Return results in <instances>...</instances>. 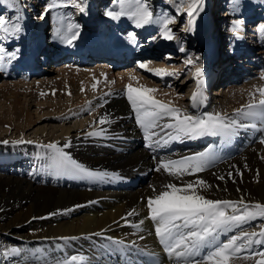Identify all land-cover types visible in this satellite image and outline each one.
<instances>
[{"label": "bare ground", "instance_id": "6f19581e", "mask_svg": "<svg viewBox=\"0 0 264 264\" xmlns=\"http://www.w3.org/2000/svg\"><path fill=\"white\" fill-rule=\"evenodd\" d=\"M213 3L214 1L210 3V7ZM115 6L119 7V3L114 5V9ZM252 10L249 8V13ZM89 18L85 19L90 23ZM109 20L113 19L109 18ZM113 21L116 25L131 22L134 28L131 33L135 37V42L131 40L132 37L116 39L111 36L108 39L109 44L99 37L97 43L93 44L94 41L88 35L82 34V37L74 40L77 42L74 47L62 38L59 43L55 42L60 46L58 52L65 53L71 50L78 55L85 47H90L100 48L106 55L108 52H114L115 56L117 52L126 51L128 55L135 56L137 37H145L155 29L158 31L150 39L158 40L161 37V28L157 24L137 28L127 16H121ZM89 23H85L86 27ZM61 28L59 30L63 35L66 31L63 33ZM210 28L218 30L217 26H213L209 21V14L206 13L205 16L198 13L194 18H190V32L195 30L194 33L198 38H200L198 36L200 30L207 32ZM163 40L166 42L165 39ZM209 40L213 43L212 38ZM257 42L260 45H257ZM257 42L256 46H264L263 38ZM63 43L65 45H62ZM187 44L188 48L193 50L199 48V45L196 47V43L191 39L187 40ZM220 49L218 50L221 52ZM242 50H246L242 53L247 55L252 52L247 49ZM44 52L46 55H42V60L45 61L46 56L51 60L50 50ZM34 54L35 52L32 51L28 60L21 62L25 66H20V69H25L29 63L34 65ZM238 55L232 56V59ZM86 56H83L81 61H85ZM97 57L105 59L103 56ZM1 60L0 62L4 61ZM243 60L250 61L248 58ZM41 64L44 65L45 62ZM113 64L115 63H111ZM111 65H100L95 70L84 73L85 77L92 78L96 87L104 89V97L98 102L97 115L80 121L74 127H66L59 134L54 133L55 131L46 134V130H40L44 132L35 134L33 139L25 135L26 127H20L15 123L10 125V128L17 132L18 137L26 139L24 137L26 136L28 139L20 145L0 143V233H4L5 237L15 241L19 246V251L13 255H4L5 252L0 249V264L27 262L148 264L149 256L157 258L159 264H177L175 257H170L164 246L160 244L155 234L156 223L150 219V210L147 206L148 199L165 190V185L169 183L183 186L187 182L202 179L210 187L198 188V191L208 199L238 201L243 198L250 205L264 204V143L259 140L264 139V119L259 115L244 116L238 111H246L250 103L259 105L261 96L255 98L254 94H259L258 90L264 89V80L259 79L256 83L236 88L229 86L232 83L228 76L226 82L223 81L227 83L229 80L226 90L217 92L220 90L218 89L215 95L226 99L235 95L229 108L218 107L207 111L203 103L192 107L195 112L194 117L197 118L219 115L226 121L236 120L237 128L234 135L205 136L197 139L183 137L181 140H171L170 135L173 130L163 128L162 125L172 120L170 117H165L159 121L161 127L153 129L158 135L153 136L152 146L149 147V141L137 123L135 112L127 99V85L139 87L137 78L132 79L127 76L131 70L126 73L118 72L115 75ZM58 73L68 72L66 68H62ZM15 86V83L0 84V98L8 99ZM152 88L157 89L154 94L156 99L176 108L183 106L177 101L178 94L175 88L169 91L153 85ZM255 111L259 113L261 109L258 107ZM2 114H0V125H4L9 117L7 110ZM26 117L29 128L34 124L33 117L31 113ZM103 117H107V120L104 124H100L99 121ZM253 124L256 127L240 126ZM92 132H102V135H89ZM38 135H42L43 138ZM2 138L6 139L5 135H0V141ZM163 139H168L169 143L165 145ZM48 144H56L87 169L108 175L94 178L70 169L59 168L52 159V150L42 147ZM201 152L210 154L211 163L206 170L195 175L175 177L168 175L163 169L156 171L164 161L179 160ZM69 209L71 211H65ZM133 211L135 214L129 215ZM52 213L57 214L52 215ZM261 225H264V218L258 217L240 226H234L228 231H222L217 237V242L226 243L232 236L242 231L259 232ZM73 236L77 239L68 241L59 239ZM260 249H264V243H254L239 255L257 259L256 253ZM206 251L207 249L202 250V256ZM202 256L195 259H201ZM72 257H76V261H72ZM254 262V259H239L234 260L233 264Z\"/></svg>", "mask_w": 264, "mask_h": 264}, {"label": "rangeland", "instance_id": "374dc122", "mask_svg": "<svg viewBox=\"0 0 264 264\" xmlns=\"http://www.w3.org/2000/svg\"><path fill=\"white\" fill-rule=\"evenodd\" d=\"M145 2L153 12L154 19L174 18L175 22L169 27L176 39L166 40V42L162 36L158 40L150 39L158 29H155L153 33H147L145 37H137L135 46L137 55H128L124 51L123 56L128 60L117 66L118 62L110 66L115 75L118 72L126 73L131 70L127 76L137 78L139 87L152 88L153 85L164 91L175 88L178 94L177 101L183 104L179 109L191 116L195 115L191 97L197 87L195 78L197 67L204 72L203 105L207 111L218 107L229 108L230 102L235 99V95H232L230 99L215 95L216 90L220 89L217 92H221L228 87L229 81L223 83L228 76L234 79H231L232 84L229 86H236V88L256 83L259 79L264 80V46L255 45L260 38L264 39V30H262L264 29V0H203V10L199 13L205 16L206 13L209 14V21L213 26H217L218 30L210 28L209 31L204 32L202 29L198 35L200 38L195 35V30L190 32V17L185 10L188 0H177V2L176 0H145ZM51 3L52 0H0V19L9 22L8 31L0 29V59L4 60L0 62V84L7 82L16 85L8 99L0 98V114L4 110H7L9 114L7 122L0 125V135L6 137L0 141L1 145H20L27 141L28 137L33 139L35 134L45 130L46 134L50 131L59 134L66 127H74L80 121L97 115L98 102L104 97V89L96 86L94 88L95 83L92 78L85 77V74L100 65L111 64L104 61L102 57H98L102 60L94 59L96 56L94 51L97 50L96 53L100 55L104 53L97 48L85 47L78 54L79 56L71 50L65 53L58 52L60 46L55 42L59 43L61 36L56 34L57 27L60 29L62 26L64 33L69 24L76 25L77 28L74 31L79 32L78 38L86 34L94 41V44L97 43L98 37L108 41L111 36L116 39H129L134 36L131 33L134 29L131 22L116 25L106 15L108 11H119L118 6L114 9V5L119 3V0H76L84 11L71 5L68 0H56V3L61 6L50 9L48 6ZM9 6H11L10 9ZM178 6L181 8L178 9ZM249 8L253 9L251 13ZM85 18H89L91 25ZM85 23H89V26L86 27ZM15 25L20 26L19 32L15 31ZM53 37L57 39L54 41ZM211 38L213 43H210ZM190 39L196 43V47L199 45L198 50L188 48L187 40ZM75 43L77 42L73 41L70 44L71 47H74ZM257 45L260 43L257 42ZM235 47L252 52L250 51L251 54L247 55L242 53L246 50L239 52L240 49H234ZM181 48L184 51H180ZM47 49L50 50L52 59L49 60V56H46L44 61L42 55ZM32 51L35 52L34 65L29 63L25 69H20V66H25L21 62L28 60ZM236 54L238 56L232 59V56ZM83 56H86L85 61H81ZM246 58L250 61L243 60ZM189 59L193 61L191 65L186 63ZM43 62H45L44 65L41 64ZM141 63H147L153 70L163 69L167 74L156 75L154 71L140 68ZM237 67L239 69H236ZM62 68H66L68 73H58ZM254 97L259 98L260 94H254ZM79 109L82 110L79 111ZM29 113L33 117L34 124L27 128L26 116ZM13 123L26 127L25 135L28 136H24L26 139L18 137L17 132L10 128ZM37 129H39L38 132ZM38 136L43 138L42 135ZM261 139L263 138L259 140ZM0 249L13 255L11 250H19V246L15 241L5 237L4 233H0ZM261 251L264 249H260L259 252ZM26 264L36 263L27 262ZM249 264H255V262Z\"/></svg>", "mask_w": 264, "mask_h": 264}, {"label": "snow or ice", "instance_id": "6c2138e0", "mask_svg": "<svg viewBox=\"0 0 264 264\" xmlns=\"http://www.w3.org/2000/svg\"><path fill=\"white\" fill-rule=\"evenodd\" d=\"M68 2L84 11V8L77 4L76 0H68ZM60 6L56 3V0H52L48 7L51 9ZM185 10L188 17L194 18L199 11L203 10V0H188ZM106 15L113 20H117L121 16H127L135 23L137 28L157 24L161 28L160 34L163 39H176L169 27L175 22L174 18L154 19L153 12L145 0H119V11H108ZM8 23L7 20L0 19V29L8 31ZM14 28L16 32L21 30L19 25H15ZM76 28V25L69 24L63 35H61L59 29L56 34L61 36L68 44H72L79 36V32L74 31ZM132 40L135 42L134 36ZM180 51H184V49L181 48ZM186 63L191 65L193 61L189 59ZM139 67L154 71L156 75L167 74L163 69H150L147 63H141ZM195 78L197 87L191 97V103L194 107L204 103L205 99V81L202 69L196 68ZM132 79L136 78L132 77ZM258 91L261 96L259 105L250 103L247 105L246 111L238 110L244 116L259 115L261 119H264V89ZM156 92L157 89L154 88L127 85V99L135 112L137 123L143 129L145 138L149 141V147L152 146L153 136L158 135V133L153 132V129L161 127L159 121L165 117H170L172 120V122L162 125L163 128L173 130L170 135L171 140H181L183 137L197 139L205 136H231L235 134L236 120L226 121L224 117L219 115L197 118L181 113L179 108L156 99L154 95ZM258 107L261 109L259 113L255 111ZM106 120L107 117H103L99 123L104 124ZM240 126L256 127L254 124ZM89 135L99 136L102 135V132H92ZM260 142L264 143V139H261ZM156 143H160V141H156ZM163 143L167 145L169 140L163 139ZM42 147L52 150V159L61 169H70L76 173L94 178H102L108 175L107 173H97L87 169L56 144H48ZM210 163V154L201 152L179 160L164 161L156 171L163 169L170 176L182 177L202 172L210 166ZM220 178L223 179V177ZM208 187L210 185L202 179L187 182L183 186L169 183L165 185V190L148 199L147 206L150 210V219L156 223L155 234L159 238L160 244L164 246L170 257H175L177 264H233L234 260L239 259H254L255 264H264V251L256 253L259 259L239 255L254 243H264V225H261L259 232L242 231L240 234L232 236L226 243L217 242V237L222 231H228L234 226H240L258 217L264 218V204L250 205L243 198L238 201L208 199L198 191V188L206 189ZM56 214L52 213V215ZM133 214H135L134 211L129 213V215ZM59 239L68 241L75 240L77 237H60ZM205 249H207L206 254L202 256V250ZM18 251V249H12L11 253H17ZM3 254L9 255L10 253L5 252ZM201 256V259H195ZM76 259V257H72V261H76Z\"/></svg>", "mask_w": 264, "mask_h": 264}]
</instances>
